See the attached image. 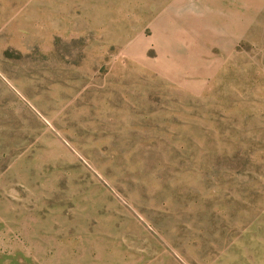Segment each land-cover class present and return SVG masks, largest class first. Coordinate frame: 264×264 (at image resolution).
Instances as JSON below:
<instances>
[{"label": "rangeland", "instance_id": "1", "mask_svg": "<svg viewBox=\"0 0 264 264\" xmlns=\"http://www.w3.org/2000/svg\"><path fill=\"white\" fill-rule=\"evenodd\" d=\"M0 264H264V0H0Z\"/></svg>", "mask_w": 264, "mask_h": 264}]
</instances>
